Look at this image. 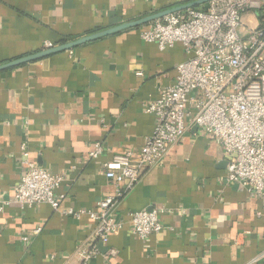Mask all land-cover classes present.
I'll use <instances>...</instances> for the list:
<instances>
[{
    "label": "crops",
    "instance_id": "0c3cea01",
    "mask_svg": "<svg viewBox=\"0 0 264 264\" xmlns=\"http://www.w3.org/2000/svg\"><path fill=\"white\" fill-rule=\"evenodd\" d=\"M180 1L0 0V64ZM144 26L0 71V264H81V249L96 250L91 264H264V198L225 181L222 146L193 126L120 198L122 227L107 240L88 214L68 213L97 210L115 192L104 164L140 151L157 124L145 105L189 57L182 43L144 41ZM25 142L33 161L64 176L58 210L13 201ZM96 142L104 152L90 158ZM153 208L164 228L141 239L130 213Z\"/></svg>",
    "mask_w": 264,
    "mask_h": 264
},
{
    "label": "built area",
    "instance_id": "2783aa9c",
    "mask_svg": "<svg viewBox=\"0 0 264 264\" xmlns=\"http://www.w3.org/2000/svg\"><path fill=\"white\" fill-rule=\"evenodd\" d=\"M191 1L196 0L187 2ZM141 37L162 50L182 43L189 57L177 66L175 82L145 105L146 111L156 116L157 124L140 151L115 154L104 164L115 192L101 199L97 210L68 211L96 220L95 233L101 240L122 227L115 216L120 198L146 169L163 161L191 126L196 128L194 135L203 133L222 146L227 183L264 198V0H208L149 22ZM54 46L47 41L44 49ZM21 148L25 172L13 201L22 207L47 203L58 210L61 198L57 191L64 176L33 161L26 142ZM104 149L96 142L89 157L98 158ZM130 217L133 232L141 239L164 228L158 209L134 211ZM39 232V228L34 230ZM23 239L29 241L28 236ZM95 252L81 249V264H91Z\"/></svg>",
    "mask_w": 264,
    "mask_h": 264
},
{
    "label": "water",
    "instance_id": "95a60500",
    "mask_svg": "<svg viewBox=\"0 0 264 264\" xmlns=\"http://www.w3.org/2000/svg\"><path fill=\"white\" fill-rule=\"evenodd\" d=\"M207 1L208 0H196V1L186 2L183 4H179L177 6L165 8V9L159 10L157 12L147 14V15H145L141 18H138L136 20L124 22V23L116 25L114 27L89 34V35L82 37V38H79L77 40H73V41L58 45V46H54V47L49 48V49L42 50V51L34 53V54L26 55V56L17 58L15 60H11L9 62L0 64V71L5 70V69H9L12 67L20 66L22 64L44 58V57L51 55V54L63 52L65 50L71 49V48L76 47L78 45L90 42L92 40L101 38L103 36H107L110 34H114L116 32H120V31L128 29V28L140 27L142 25H146L151 21H154L158 18H162L165 15L173 13L177 10H182V9H185L188 7L199 6L200 4L205 3Z\"/></svg>",
    "mask_w": 264,
    "mask_h": 264
},
{
    "label": "trees",
    "instance_id": "16d2710c",
    "mask_svg": "<svg viewBox=\"0 0 264 264\" xmlns=\"http://www.w3.org/2000/svg\"><path fill=\"white\" fill-rule=\"evenodd\" d=\"M188 0H183V1H180V2H176L175 4H171V5H166L165 7H161L160 9H165V8H169V7H173V6H177V5H179V4H183V3H186ZM155 11H158V9H152V8H150V9H147L144 13H145V15L146 14H150V13H153V12H155ZM66 40H63V42H65ZM62 42V43H63Z\"/></svg>",
    "mask_w": 264,
    "mask_h": 264
},
{
    "label": "rangeland",
    "instance_id": "374dc122",
    "mask_svg": "<svg viewBox=\"0 0 264 264\" xmlns=\"http://www.w3.org/2000/svg\"><path fill=\"white\" fill-rule=\"evenodd\" d=\"M246 19H248V16L247 17H245Z\"/></svg>",
    "mask_w": 264,
    "mask_h": 264
}]
</instances>
